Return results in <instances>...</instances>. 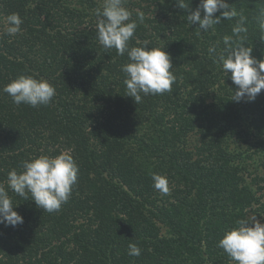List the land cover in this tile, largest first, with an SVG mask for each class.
<instances>
[{"label":"trees","instance_id":"trees-1","mask_svg":"<svg viewBox=\"0 0 264 264\" xmlns=\"http://www.w3.org/2000/svg\"><path fill=\"white\" fill-rule=\"evenodd\" d=\"M102 1L0 0V184L7 189L8 173L40 155L68 152L80 169L56 212L8 189L24 223L0 225V264H235L217 245L238 219L264 215V90L254 102L231 101V74L208 48L222 49L225 36L239 42L232 28L240 17L202 33L187 21L200 0H184L189 9L127 0L138 23L130 45L165 47L176 76L171 91L137 105L121 71L127 54L96 38ZM226 2L246 18L240 36L264 60V0ZM12 13L23 23L8 36ZM22 74L55 87L49 105L17 106L2 91ZM195 130L201 143L187 139ZM153 174L167 176L169 193L153 187ZM130 243L140 256L128 255Z\"/></svg>","mask_w":264,"mask_h":264},{"label":"clouds","instance_id":"clouds-1","mask_svg":"<svg viewBox=\"0 0 264 264\" xmlns=\"http://www.w3.org/2000/svg\"><path fill=\"white\" fill-rule=\"evenodd\" d=\"M127 0H103L102 7L95 10L97 17L96 38L105 50L115 49L117 55L127 54V62L121 65L125 75L126 96L134 99L138 105L148 95H159L171 91L176 81L172 58L165 47L148 48L149 42H137L140 46H131L138 27L137 20L132 19V11L126 7ZM181 9H189L184 0H179ZM220 13V15H216ZM137 18L143 23L144 13L137 10ZM203 14V15H202ZM239 16L233 26L232 37L223 38L224 47L217 51L218 44L208 48L214 62L221 66L226 75L236 86L231 101L254 102L257 95L264 90V60L253 56V47L246 46L241 33H246V18L238 13L226 0H200L195 10H190L188 23L198 24L202 33L215 31V26L224 20H232ZM264 40V10L258 17ZM22 18L12 13L5 18L4 34L15 36L21 32ZM232 89V88H231ZM2 91L11 97L12 102L19 106L22 103L37 108L49 105L55 94V87L46 79L36 74L19 75L5 85ZM23 170H11L7 176L6 189L0 184V225L16 227L24 223V218L14 210L16 206L9 195L8 189L18 196L31 200L43 211L52 213L59 211L68 202L74 185L78 181L80 171L74 157L68 152L57 156L40 155L23 162ZM153 187L162 194L170 191L166 175L153 174ZM219 248L223 249L230 261L235 264H264V223L251 215L240 218L235 225L226 230L219 240ZM141 248L136 243L128 245V255L140 256Z\"/></svg>","mask_w":264,"mask_h":264},{"label":"rangeland","instance_id":"rangeland-1","mask_svg":"<svg viewBox=\"0 0 264 264\" xmlns=\"http://www.w3.org/2000/svg\"><path fill=\"white\" fill-rule=\"evenodd\" d=\"M102 3H103V1H102ZM4 20V19H3ZM198 124H199V126H201L202 124H203V122L202 121H199L198 122ZM198 126V127H199ZM197 127V128H198ZM196 128V129H197ZM187 139H189L193 144H195L196 142H199V143H201L199 140H198V134L196 133V130L194 131V132H192L189 136H188V138ZM194 150H196V149H194ZM260 164V163H259ZM261 167V165H259V168ZM263 169L264 168H260V171H263ZM258 195L259 196H261V202H263L264 203V191H262V192H259L258 193ZM258 208L261 206V204H257L256 205ZM264 215L262 214V216L261 217H257V219L258 220H260L262 223H264V221L262 220V217H263Z\"/></svg>","mask_w":264,"mask_h":264}]
</instances>
